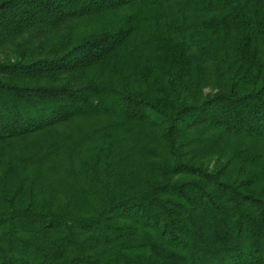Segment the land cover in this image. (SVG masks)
I'll use <instances>...</instances> for the list:
<instances>
[{
    "label": "trees",
    "instance_id": "1",
    "mask_svg": "<svg viewBox=\"0 0 264 264\" xmlns=\"http://www.w3.org/2000/svg\"><path fill=\"white\" fill-rule=\"evenodd\" d=\"M0 148V264H264V0H0Z\"/></svg>",
    "mask_w": 264,
    "mask_h": 264
},
{
    "label": "rangeland",
    "instance_id": "2",
    "mask_svg": "<svg viewBox=\"0 0 264 264\" xmlns=\"http://www.w3.org/2000/svg\"><path fill=\"white\" fill-rule=\"evenodd\" d=\"M201 50L204 51V48H201ZM4 57V56H2ZM209 65H207L208 67ZM135 135V134H134ZM135 146H138L140 148H146L149 147L146 143L145 140H138L135 144ZM151 147V146H150ZM219 149V148H218ZM218 149L217 150H213L211 152H209L207 155H205L203 158H201V161L208 167L209 170H216L218 168H220L222 166V162H220V160L218 159ZM154 150L156 151V153H158V155L161 154V151L157 149V147H154ZM0 153L3 156V160L4 162H8L11 161L14 157L11 153H9L8 151H6L4 148H0ZM17 153L18 155H26L29 153L28 150V146L27 145H20L17 147ZM92 155H89L87 157H85V160H89L91 158ZM158 163H160V160L157 158H153L152 159V166H156ZM3 176V170L0 169V180L2 179ZM183 179H185L184 175H177L174 177V180L176 182L182 181ZM134 176L131 177V182L134 183ZM71 180L67 177L64 176L61 179L60 182V189H61V198L65 199L66 195H68V192L71 188ZM63 202H65V200H62ZM101 250V249H100ZM105 254V252H104Z\"/></svg>",
    "mask_w": 264,
    "mask_h": 264
}]
</instances>
